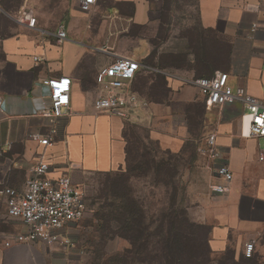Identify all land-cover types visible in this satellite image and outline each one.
I'll return each mask as SVG.
<instances>
[{"label":"crops","instance_id":"obj_1","mask_svg":"<svg viewBox=\"0 0 264 264\" xmlns=\"http://www.w3.org/2000/svg\"><path fill=\"white\" fill-rule=\"evenodd\" d=\"M78 1L0 0V189L22 190L30 168L41 160L50 166V178L68 175L85 189L92 175L127 165L126 133L132 124L146 126L162 149L180 151L190 138L187 110L154 99L161 78L167 101L203 107L205 142L207 131L217 135L220 158L208 159L206 167L210 187L223 183L211 172L214 166L227 164L233 173L228 192L211 190L212 198L199 205L198 223L209 227L212 254L233 252L236 260L264 264V140L250 137V117L241 105L208 110L192 83L224 72L232 87L264 99V0H197L195 24L179 27L183 34H176L172 15L160 21L158 0H98L89 13L78 10ZM27 13L36 18L35 27L23 21ZM61 30L67 34L62 42ZM123 56L144 66L131 88L150 101L132 122L94 108L99 70ZM62 76L72 82L70 113L53 122L44 115L51 98L43 82ZM51 131L54 142L48 147L30 138ZM87 229L81 221L65 229L55 245L8 247L6 242L27 227L8 217L0 197V264H88L93 239ZM250 243L254 252L247 258Z\"/></svg>","mask_w":264,"mask_h":264},{"label":"rangeland","instance_id":"obj_2","mask_svg":"<svg viewBox=\"0 0 264 264\" xmlns=\"http://www.w3.org/2000/svg\"><path fill=\"white\" fill-rule=\"evenodd\" d=\"M158 1L156 15L162 23H166L168 17L172 15L170 23L176 28V34L186 32L179 27L195 24L197 0ZM163 33L161 38H166V32ZM144 83L145 80L141 87L143 92H145L146 86ZM150 94L152 93L150 92ZM154 94V99L158 102L165 101L166 104L169 103L172 108L181 112L187 110L186 118L189 124L190 138L184 142L180 151H170L171 153L162 155L166 164L160 167L161 170L141 173L134 168L140 162L143 144L150 143V140L147 139L150 136L149 129L143 124L129 126L127 131L130 143L128 164L116 173L92 175L85 186L88 207L93 209L82 220L90 233L89 239L91 238V241L93 239L89 248L92 251V256L87 261L88 264H156L157 257L160 256L157 241H160L158 233H160L162 223L159 221L164 220V215L170 216L169 207L177 206L174 217L180 233L182 231L186 237L182 240L187 244V248L188 243L192 240H208L209 227L198 223L200 203L212 198L210 187L212 175L206 168L209 161L198 152L197 148L205 144L204 109L199 104L183 105L167 101L168 89L163 80L159 81ZM205 134L209 136L210 133L207 131ZM212 170L214 175V169ZM126 201L135 204L142 210L143 220L147 226L149 224L151 227L149 231L143 229L141 234H137L142 235V239L149 244L147 248L144 244L140 246V250H134L125 239L122 230H116L113 226L106 230L103 237H99L95 232L97 229L95 213L99 209H103L109 214L115 206ZM197 226H202L203 229L200 231ZM198 231L199 235L196 234ZM179 235L181 236V234ZM210 259V261L203 259L199 264L246 263L239 258L236 260L233 252H228L218 258L211 253Z\"/></svg>","mask_w":264,"mask_h":264},{"label":"built area","instance_id":"obj_3","mask_svg":"<svg viewBox=\"0 0 264 264\" xmlns=\"http://www.w3.org/2000/svg\"><path fill=\"white\" fill-rule=\"evenodd\" d=\"M98 0H79L78 10L89 13ZM29 27H35L36 18L31 13L23 17ZM60 42L66 40L67 34L61 30L57 34ZM2 37L0 35V43ZM38 60V59H36ZM144 66L131 58L119 57L109 65L101 68L96 82L100 87L98 97L94 102L97 113H109L127 122L134 120L137 111L150 107V103L131 88L132 82ZM150 70L149 67H145ZM204 100L208 110L221 108L225 105H241L250 117V137L264 140V99L250 95L245 89H235L229 84L228 74L216 72L212 77H200L192 81ZM50 91L51 110L44 113L53 122L70 113L72 82L70 77L62 76L47 79L43 82ZM3 97L0 95V107ZM54 131L42 137L39 133L30 135L40 145L48 147L53 144ZM216 134L209 135L207 141L198 152L216 161L220 158L216 148ZM260 159H264V151L260 152ZM216 177L223 181L214 184L211 190L222 194L229 191L233 180V173L227 164L214 166ZM31 177L26 180L22 190L13 188L0 189L7 207L10 219L22 222L27 231L10 238L6 246L12 242L18 244H34L38 242L55 245L64 239L63 231L74 223L85 219L90 212L86 190L73 183L68 175L57 179L49 177L50 166L43 160L30 168ZM254 252L252 243L246 245L245 256L251 258Z\"/></svg>","mask_w":264,"mask_h":264},{"label":"trees","instance_id":"obj_4","mask_svg":"<svg viewBox=\"0 0 264 264\" xmlns=\"http://www.w3.org/2000/svg\"><path fill=\"white\" fill-rule=\"evenodd\" d=\"M160 80L162 79L160 78L159 81ZM147 139L150 140V143L143 144V153L140 154V162L134 168V170L141 173H146V171L151 170H161L160 167L166 164L162 155L171 153L169 150L164 151L158 143H153L150 137H147ZM129 145L128 139L127 164L129 162L130 153ZM197 148L199 150L200 146ZM176 207H169V212H171L170 216L164 215V220L159 221L162 223L159 230L160 233H158L160 241H157V243H159L158 253L160 252V256L157 257L156 264H199L203 259L210 261L212 251L209 247L208 240H192L188 243L189 245L187 248V244L182 240L186 237L182 231L180 233L174 217ZM90 210L93 211L91 208ZM110 212L112 214H108L105 210L99 209L94 215L97 224L95 232L98 233L99 237L105 236L106 230L113 226L116 230H122L125 239L134 250H140V246L144 244L146 245L145 248L149 246V244L142 239V235H137L139 233L141 234L143 229L146 231L151 229L149 224L147 226L146 222L143 220L142 210L138 206L126 201L115 206ZM197 229L200 230L203 229V227L197 226ZM179 234H181V236ZM196 234L199 235V231ZM208 237L209 231H207V238ZM96 239L98 240L97 237Z\"/></svg>","mask_w":264,"mask_h":264}]
</instances>
